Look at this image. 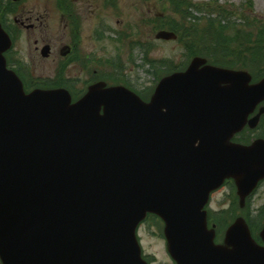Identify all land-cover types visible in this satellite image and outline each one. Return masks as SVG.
<instances>
[{
  "label": "water",
  "instance_id": "obj_1",
  "mask_svg": "<svg viewBox=\"0 0 264 264\" xmlns=\"http://www.w3.org/2000/svg\"><path fill=\"white\" fill-rule=\"evenodd\" d=\"M12 46L0 21L2 263L148 264L137 230L154 213L176 264H264L246 219L216 244L205 209L227 179L241 207L264 180V139L232 141L261 121L263 106L249 116L264 101V79L198 56L148 101L100 81L73 102L63 88L27 93L8 68Z\"/></svg>",
  "mask_w": 264,
  "mask_h": 264
},
{
  "label": "rangeland",
  "instance_id": "obj_2",
  "mask_svg": "<svg viewBox=\"0 0 264 264\" xmlns=\"http://www.w3.org/2000/svg\"><path fill=\"white\" fill-rule=\"evenodd\" d=\"M194 2L202 3L201 9H206L207 5L209 7L206 12L197 13L200 17L208 18L213 6H217L216 10L220 7L225 9V14L228 13V23L231 20L238 24V15H234V12L239 13L241 10L251 16V19L256 17L264 21V0H194ZM88 3L96 5L93 16L86 10ZM79 4L83 9V16L80 19L83 33L93 31V35L99 36L94 44L99 49L98 57L103 75L114 76L120 72L123 78L128 76L131 79L132 87L145 95L148 94L146 90L150 91L154 86L158 76L161 77L168 72L164 67L166 63L174 67L187 64L186 57L189 52L183 44L156 39L155 33L159 28H153L155 27L153 19L156 16L165 17V13L171 15L165 19L167 23L177 18V16L173 18L165 0H80ZM250 5L252 8L249 7ZM0 16L6 20L15 40L12 53L14 59L21 55L30 57L31 52L35 54V40L42 32L47 34L57 49L63 44V34L66 29L57 0H24L16 5L14 13H5L3 16L0 13ZM31 22L36 25V30L22 27V24L30 25ZM132 33L137 34L136 38H139L138 33L141 34L142 45L150 50L148 53L139 47ZM36 61V74H47V77L55 75V69L61 67L58 59L57 61L41 60L38 57ZM247 138L249 136L238 137L241 141ZM231 194L230 186L222 187L212 195L209 208L214 211L223 207L231 209L233 202ZM238 204L237 200L231 217L235 214L237 216V212L251 216L260 213L264 208V182L249 198L246 210H241ZM162 229L163 222L157 218H150L141 225L138 234L143 253L150 258L151 264H175L168 253ZM218 237L221 242L222 236L218 235ZM0 264H3L1 259Z\"/></svg>",
  "mask_w": 264,
  "mask_h": 264
},
{
  "label": "trees",
  "instance_id": "obj_3",
  "mask_svg": "<svg viewBox=\"0 0 264 264\" xmlns=\"http://www.w3.org/2000/svg\"><path fill=\"white\" fill-rule=\"evenodd\" d=\"M164 1V0H162ZM168 8L172 11L173 18L170 23L165 22V19L171 15L165 13V17L156 16L152 22L155 23V29L167 28L178 33V43L183 44L187 53L186 59L194 56L202 55L209 62L216 65L226 67L246 68L251 71L257 78L264 77V21L241 12H234L238 15V24L233 21L228 23V13L225 14V9L213 6V11L209 13L208 18L200 17L198 12H206V9H201L199 2L194 0H165ZM204 7V6H203ZM249 7L252 8V5ZM16 5L12 0H0V13L2 16L5 13H14ZM244 11V12H243ZM197 14V15H196ZM233 14V13H232ZM206 18V19H205ZM6 29L8 25L6 20L0 16ZM159 25V27H158ZM157 29V30H159ZM136 40L139 47L148 53L150 50L142 45L141 34H131ZM138 39V40H137ZM147 43V42H146ZM183 66V65H182ZM171 66L169 63L164 65L168 71H175L178 68ZM264 136V133H261ZM231 209L223 210L219 213H211V218L215 220L220 231H223L228 224V218L233 214L232 209L237 205V197L234 195ZM264 208L256 216H248L250 218V227L256 233L261 225ZM256 235V234H255Z\"/></svg>",
  "mask_w": 264,
  "mask_h": 264
},
{
  "label": "flooded vegetation",
  "instance_id": "obj_4",
  "mask_svg": "<svg viewBox=\"0 0 264 264\" xmlns=\"http://www.w3.org/2000/svg\"><path fill=\"white\" fill-rule=\"evenodd\" d=\"M79 1L57 0L66 29L63 34V44L58 49L54 46L52 40L48 38L47 34L42 32L35 40V54L31 52L30 57L21 55L14 59L12 57L14 51L11 50L9 52L7 62L23 81L27 91H32L37 87L43 89L44 87H64L74 99H78L85 94L89 84L100 81L99 79L110 81V76H104L100 69L99 49L94 44L99 36L93 35V31L83 33V28L80 26L83 9ZM95 6V3H88L86 8L92 16L96 12ZM22 27L28 30L37 29L33 22L30 25L22 24ZM45 46H49L50 50L44 53L43 47ZM38 57L41 60L57 61L58 59L61 67L55 69L56 73L52 76L47 77V74H36L35 66L37 64L36 58ZM120 78L123 84L131 85V79L128 76L124 78L121 76ZM247 130L248 132L250 131L248 127Z\"/></svg>",
  "mask_w": 264,
  "mask_h": 264
}]
</instances>
